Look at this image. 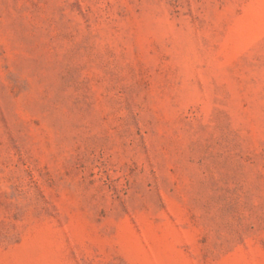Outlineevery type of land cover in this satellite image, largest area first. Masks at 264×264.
<instances>
[{"label":"rangeland","instance_id":"1","mask_svg":"<svg viewBox=\"0 0 264 264\" xmlns=\"http://www.w3.org/2000/svg\"><path fill=\"white\" fill-rule=\"evenodd\" d=\"M0 264H264V0H0Z\"/></svg>","mask_w":264,"mask_h":264}]
</instances>
